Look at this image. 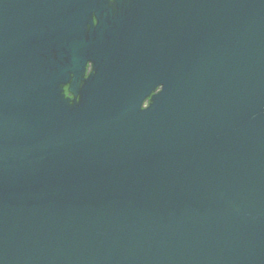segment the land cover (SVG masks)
Wrapping results in <instances>:
<instances>
[{"label": "water", "instance_id": "1", "mask_svg": "<svg viewBox=\"0 0 264 264\" xmlns=\"http://www.w3.org/2000/svg\"><path fill=\"white\" fill-rule=\"evenodd\" d=\"M138 2L0 60V264H264V0Z\"/></svg>", "mask_w": 264, "mask_h": 264}, {"label": "flooded vegetation", "instance_id": "2", "mask_svg": "<svg viewBox=\"0 0 264 264\" xmlns=\"http://www.w3.org/2000/svg\"><path fill=\"white\" fill-rule=\"evenodd\" d=\"M139 4L138 0H0V46L10 49L7 54L0 50V60L25 70L49 69L65 65L66 54L74 50L87 78L94 69L86 55L92 48L89 40L99 29L111 30L115 23L136 20ZM154 12L156 18L162 13L161 9ZM62 89L69 97L67 86ZM149 102L146 99L143 107Z\"/></svg>", "mask_w": 264, "mask_h": 264}]
</instances>
